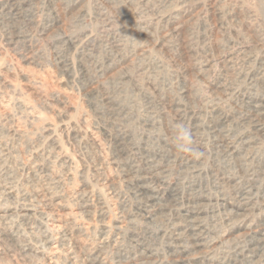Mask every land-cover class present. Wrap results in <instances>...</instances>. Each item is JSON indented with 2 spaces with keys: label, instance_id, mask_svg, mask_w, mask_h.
<instances>
[{
  "label": "rangeland",
  "instance_id": "374dc122",
  "mask_svg": "<svg viewBox=\"0 0 264 264\" xmlns=\"http://www.w3.org/2000/svg\"><path fill=\"white\" fill-rule=\"evenodd\" d=\"M258 104L264 0H0V264H261Z\"/></svg>",
  "mask_w": 264,
  "mask_h": 264
},
{
  "label": "bare ground",
  "instance_id": "6f19581e",
  "mask_svg": "<svg viewBox=\"0 0 264 264\" xmlns=\"http://www.w3.org/2000/svg\"><path fill=\"white\" fill-rule=\"evenodd\" d=\"M68 68H69V65H66ZM68 71H70V69H68ZM254 109H255V113H257V115H260V116H264V107L263 106H261V104H258V105H256V106H254ZM251 119V118H250ZM260 120V119H259ZM261 126V124L259 123V122H257V123H255V127L256 128H258V127H260ZM49 132H50V135H49V140H50V142H51V144L52 145H54L55 147H57V148H59V145H60V141H59V139H58V137H57V135L54 133V131L50 128L49 130H48ZM77 135V134H76ZM220 142H223V145H224V147H225V144H226V139L224 140V141H220ZM218 143V142H217ZM227 148L230 150V151H232L233 152V148H234V145L233 144H230V145H228L227 146ZM69 162V161H68ZM156 196V195H155ZM146 197V196H145ZM147 198V197H146ZM151 198V197H150ZM99 200H98V202H99V204L101 205V207L104 209L105 208V200H104V198L103 197H99L98 198ZM155 200V199H154ZM153 200V201H154ZM55 202H57L56 203V205L58 206V207H61V208H63L64 206H63V204L61 203V201H60V199H59V197H56L55 198ZM150 202H152V200H150ZM152 205V204H151ZM86 208H88V207H90V204H89V201L84 205ZM233 207V206H232ZM185 212H187L188 214H189V216H193L194 214H200V213H202V208H199V209H197V211H195L194 209H192L191 207H189V208H187L186 210H185ZM243 216V215H242ZM190 226L191 227H195V229L196 230H200V229H202V226H200L199 225V222H197V221H192L191 223H190ZM261 228L263 229V232H264V225L263 226H261ZM236 231V230H235ZM118 234V233H117ZM260 241L261 242H264V233H262V231L260 230ZM197 242V241H196ZM254 243V242H253ZM256 244V243H255ZM196 246L197 247H201V246H204V244H200L199 242H197L196 243ZM186 251V249H184L182 252H185ZM199 251V250H198ZM92 264H97V261L96 260H93L92 261ZM148 264V263H147ZM149 264H156L155 262H151V263H149ZM261 264H264V261H262V263Z\"/></svg>",
  "mask_w": 264,
  "mask_h": 264
},
{
  "label": "clouds",
  "instance_id": "9594fccd",
  "mask_svg": "<svg viewBox=\"0 0 264 264\" xmlns=\"http://www.w3.org/2000/svg\"><path fill=\"white\" fill-rule=\"evenodd\" d=\"M175 133V142L179 151L187 153L193 159H201L204 153L198 148L194 147L192 133L188 127L183 123H176L173 125Z\"/></svg>",
  "mask_w": 264,
  "mask_h": 264
}]
</instances>
